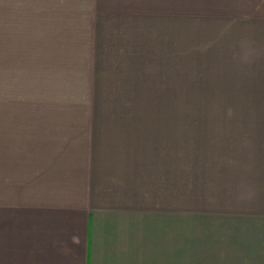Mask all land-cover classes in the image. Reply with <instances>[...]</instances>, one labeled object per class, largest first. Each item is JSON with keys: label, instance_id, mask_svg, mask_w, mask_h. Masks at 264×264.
Masks as SVG:
<instances>
[{"label": "crops", "instance_id": "0c3cea01", "mask_svg": "<svg viewBox=\"0 0 264 264\" xmlns=\"http://www.w3.org/2000/svg\"><path fill=\"white\" fill-rule=\"evenodd\" d=\"M22 1L44 25L78 17L83 32L46 43L54 62L46 52L43 82L27 94L36 103L0 93V264H264V119L223 120L219 149L193 153L177 119L164 138L147 121L109 118L116 105L92 102L106 71L97 49L118 55L109 64L142 65L162 14L142 11L149 0ZM197 1L195 56L206 78L210 63L212 88L264 96V0Z\"/></svg>", "mask_w": 264, "mask_h": 264}, {"label": "rangeland", "instance_id": "374dc122", "mask_svg": "<svg viewBox=\"0 0 264 264\" xmlns=\"http://www.w3.org/2000/svg\"><path fill=\"white\" fill-rule=\"evenodd\" d=\"M22 3V0H0V93L9 94L15 89L17 93L13 98L16 102L36 103L38 97L30 98L27 94L30 87L38 88L43 82L46 52L50 55L47 58L49 62H54L53 53H50L51 48L46 46V43L51 45L55 38L61 42L68 41L67 34L72 30L74 32L72 34L76 37L77 31L74 28L79 27L82 31V25H79L80 21L76 16L77 25L72 24L73 18L71 21L64 18L68 24L59 26L61 22L55 24L51 22L46 26L42 23L44 17L30 16L28 8H25ZM198 5L197 0H149L148 9L141 5L142 11L152 14L157 9L156 13L162 14L165 27L161 32H155L159 38L156 43L150 45L148 54L142 56L144 62L142 65L140 63L109 64L108 58H116L118 55L110 54L108 48L101 49V52L97 49L99 59L105 62L106 71L102 73L111 74L112 78L103 79L104 76L101 73L100 86L97 83L98 88L95 89L97 95L92 97V102L96 105H116V110L108 114L109 118L147 121L150 126H154V135L164 138H171L172 122L176 119L181 121L182 148L186 147L187 151L191 150L193 153L202 151L203 145L207 143H212V146L219 149V132L223 120L264 119V111L219 110H224L229 105L255 107L264 104V96L251 95L253 89L248 86L238 89L241 92L238 95L234 94L237 89L224 84V88H212L214 81L210 79V63L209 76L206 78L204 57L202 56L201 61L195 56L199 55L197 45L204 38V17L200 16L198 11L196 15ZM150 29V36H155L152 34L155 27L150 26ZM172 34L175 35L173 46ZM192 45L194 56L191 54ZM91 47L88 41L78 50L88 51L92 49ZM91 52L89 51L90 56ZM201 52L203 54L204 50ZM76 76L79 77L78 74ZM141 77L143 80L140 79ZM68 79L71 78H65L63 81L66 82ZM240 83L249 84L248 81H240ZM218 92H224V94H218ZM54 95L49 96L48 102L58 103ZM68 98L69 95L66 99ZM119 105L126 106L121 108ZM217 105L223 106L220 108ZM123 109H132V111ZM208 130L213 131L214 135L206 139ZM194 144H199L200 148L196 149ZM190 145L194 146L191 148Z\"/></svg>", "mask_w": 264, "mask_h": 264}]
</instances>
